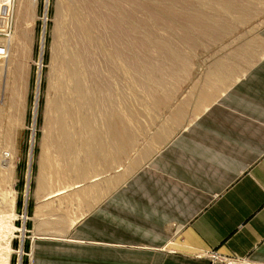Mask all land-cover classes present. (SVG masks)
<instances>
[{"label":"crops","instance_id":"1","mask_svg":"<svg viewBox=\"0 0 264 264\" xmlns=\"http://www.w3.org/2000/svg\"><path fill=\"white\" fill-rule=\"evenodd\" d=\"M8 2L0 4V32L14 26ZM256 39L259 61L242 63L240 49L198 85L155 100L160 111L142 163L124 161L120 141L112 163L110 131L107 140H83L99 163L76 160L73 143L70 163H56L49 185L37 163L31 264H264V27ZM8 45L0 59V162L24 150L35 58L31 32L9 35Z\"/></svg>","mask_w":264,"mask_h":264},{"label":"rangeland","instance_id":"2","mask_svg":"<svg viewBox=\"0 0 264 264\" xmlns=\"http://www.w3.org/2000/svg\"><path fill=\"white\" fill-rule=\"evenodd\" d=\"M14 5L13 15V4L7 7V23L14 26L0 34L31 32L35 58L24 150L1 156L0 264H31L29 203L36 164L43 163L49 185L56 163H70L72 154L99 163L84 151L83 140H107L109 131L112 163L119 159V141L127 146L124 161L142 163L158 99L179 94L181 84L198 85L217 61L235 62L240 49L245 56L236 58L242 63L262 58L256 36L264 27V0H15ZM253 46L255 55L248 56Z\"/></svg>","mask_w":264,"mask_h":264},{"label":"built area","instance_id":"3","mask_svg":"<svg viewBox=\"0 0 264 264\" xmlns=\"http://www.w3.org/2000/svg\"><path fill=\"white\" fill-rule=\"evenodd\" d=\"M3 0H0V4L2 3ZM15 0H9V4L12 3L14 4ZM9 35H11V32L8 33V34H0V39L1 40H5L6 42H1L0 41V59H6L8 54H9V48H10V45H8V42H7V37H9ZM217 257H215L216 259Z\"/></svg>","mask_w":264,"mask_h":264},{"label":"bare ground","instance_id":"4","mask_svg":"<svg viewBox=\"0 0 264 264\" xmlns=\"http://www.w3.org/2000/svg\"><path fill=\"white\" fill-rule=\"evenodd\" d=\"M37 0H33V3L35 4ZM156 2V1H155ZM182 3V2H181ZM125 16V15H124ZM126 17V16H125ZM117 22V21H116ZM9 37H7V41H8ZM5 43V42H4ZM5 160V159H4ZM3 162V161H2ZM8 162L5 163V167L6 169L9 167V165L7 164ZM12 237V236H11Z\"/></svg>","mask_w":264,"mask_h":264}]
</instances>
